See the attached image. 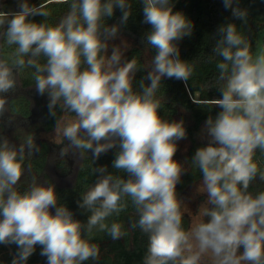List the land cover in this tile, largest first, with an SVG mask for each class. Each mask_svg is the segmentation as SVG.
<instances>
[{"label":"clouds","instance_id":"9594fccd","mask_svg":"<svg viewBox=\"0 0 264 264\" xmlns=\"http://www.w3.org/2000/svg\"><path fill=\"white\" fill-rule=\"evenodd\" d=\"M140 3L143 22L151 26L144 40L155 55L139 92L133 88L136 62L122 61L115 45L108 55L109 41L132 14L130 0H71L56 26L30 20L48 13L28 0H20L18 11H0V36L15 46L11 66L0 59V117L16 87L14 71L34 69V88L47 96L48 115L56 118L58 106L74 114L63 122L56 119V131L67 141L60 155L91 152L96 161L118 149L112 166L127 174L126 179L114 177L107 166L96 167L95 183L77 202L90 213L84 223L58 204L55 186L33 179L18 190L24 161L40 149L31 135L18 145L0 135V244L16 246L11 264H27L37 246L46 264L96 261L99 247L86 237L98 227L113 240L122 238L121 224L105 221L124 210L125 197L139 217L131 227L148 238L144 264H201L205 256L211 264H264V192L247 191L258 176L253 153L264 151V53L253 58L235 23L218 27L213 51L221 57L217 68L224 82L215 101L220 111L206 120L208 143L191 159L202 174L207 206L203 219L186 231L176 192L185 169L173 157L187 133L183 121L160 117L156 92L162 79L187 82L191 75L177 42L191 36L194 25L173 11L172 0ZM223 6L235 20H246L248 10L239 7V0H223ZM115 9L122 13L120 22L108 25Z\"/></svg>","mask_w":264,"mask_h":264},{"label":"trees","instance_id":"16d2710c","mask_svg":"<svg viewBox=\"0 0 264 264\" xmlns=\"http://www.w3.org/2000/svg\"><path fill=\"white\" fill-rule=\"evenodd\" d=\"M30 5H35L39 10L47 12L46 17L36 15L29 17L36 23L44 22L48 26H56L69 12V4L62 0H28ZM173 11L182 12L194 27L191 36H186L178 41L180 59L184 60L192 69L187 82L176 79H162L156 92V99L160 101L159 114L163 120L183 121L186 129V138L189 145L186 152H181L182 140L177 142V152L173 159L186 165L180 182L176 186L177 197L184 190L202 180L199 168L193 164L192 157L197 148L207 145L208 140H201L200 135L205 133V122L208 117L215 118L220 111L215 101L221 97L220 89L224 82L219 79L217 64L221 61L214 51L216 45L217 29L226 23H235L238 32L247 40L250 54L255 58L256 44L259 33L264 30V0H239V7L247 9L248 15L244 22L235 20L231 10H226L223 0H172ZM131 16L126 25L121 26L120 31L132 39L131 46L126 50L124 60H134L137 73L133 82L134 91L139 92V84L150 69L148 61H152L155 50L144 40L151 26L143 22L142 4L140 0H130ZM19 10V8H18ZM0 11H15L13 2H6ZM122 13L119 9L114 10V15L106 18L108 25L119 24ZM0 29V32H3ZM15 46L9 47L4 38L0 36V59L7 60L11 66L12 53ZM44 63L45 58L41 57ZM84 65H82V70ZM34 69L23 68L14 71L16 87L8 94L7 112L0 117V135L6 136L13 144L22 143L27 136L34 137L39 146V152L24 161V173L43 175L48 178L49 184L53 182L51 176L45 173L50 154L49 140L39 136L40 133L51 132L56 127V119L60 120L64 114L59 106L56 108V118L48 115V98L40 96L35 91L33 78ZM148 83L147 80L144 81ZM24 127L28 133L23 132ZM13 132V134H10ZM118 149L109 150L102 154L96 161L91 152H84L74 163L68 152L65 157L58 161V168L69 173L73 170V178L70 186L55 185L58 196V204L65 205L73 212L74 218L86 223L88 215L78 207L81 195L85 193L96 181V167L107 166L108 172L114 177L127 178L123 171L116 170L112 166ZM253 162L257 165L258 176L250 182L248 192L253 196L264 192V180L259 179V173H264V151L256 149L253 153ZM24 175V174H23ZM22 175V176H23ZM22 178V177H21ZM31 183L20 180L18 190L24 191ZM121 203L124 210L118 215L113 214L105 221L109 226L112 223H120L123 236L113 240L106 231L93 229L90 242L99 247V257L96 261H86L84 264H144L147 254L148 238L138 227H131L138 220V214L131 199L125 197ZM54 212V211H53ZM182 213V212H181ZM182 227L187 231L189 219L182 213ZM17 248L15 245L0 244V264H11ZM41 248L37 246L35 252L29 257L27 264H46V258L40 255Z\"/></svg>","mask_w":264,"mask_h":264},{"label":"rangeland","instance_id":"374dc122","mask_svg":"<svg viewBox=\"0 0 264 264\" xmlns=\"http://www.w3.org/2000/svg\"><path fill=\"white\" fill-rule=\"evenodd\" d=\"M3 0H1L2 2ZM132 39L130 36L119 32L118 36L109 41V48H108V55L111 54L112 47L118 46L123 53L122 61L124 60L125 52L126 50L131 46ZM264 53V30H262L257 39L256 44V54L255 57L260 54ZM149 66H151V61H148ZM74 114L64 112L62 118L60 119L61 122L67 120V119H73ZM23 132L25 135L28 133V128L24 127ZM10 134H13L11 132ZM39 136H42L49 140L50 144V154L48 158L47 167L45 169V173L51 176L53 182L52 184H49V180H47L46 177H43V175H36L32 174L31 172L24 173L21 180L24 182H30L32 183L33 179L37 183L45 184V185H68L69 183H72L73 178V170L69 173L63 172L58 168V161L61 160L65 156L60 155L61 148H64L67 146V141L63 139V137L57 133L56 127L48 133H40ZM201 140H208L209 138L205 133H202L200 135ZM189 140L187 138L182 139V146H181V152L184 154L188 148ZM70 157L73 159L74 163H77L79 160V154L76 152V150H69ZM184 169H186V165H183ZM202 184L203 181L200 180L190 186H188L184 192L181 194L178 199L182 200L181 203V212L184 213L188 219H189V229L195 226L196 223L200 222L203 218L201 216L202 209L207 206L206 199L207 194L203 193L202 190ZM52 211V210H50ZM207 220V218H205ZM243 249H241L242 251ZM201 264H211L210 259L208 256L203 257Z\"/></svg>","mask_w":264,"mask_h":264},{"label":"flooded vegetation","instance_id":"af4514ba","mask_svg":"<svg viewBox=\"0 0 264 264\" xmlns=\"http://www.w3.org/2000/svg\"><path fill=\"white\" fill-rule=\"evenodd\" d=\"M8 1L13 2V7H14L15 9H18V4L20 3V0H3L2 2H1V0H0V8H1L6 2H8ZM79 156H80V155H79ZM47 180H48V178H47ZM68 186H70V183L68 184ZM52 211H54V210H52Z\"/></svg>","mask_w":264,"mask_h":264},{"label":"built area","instance_id":"2783aa9c","mask_svg":"<svg viewBox=\"0 0 264 264\" xmlns=\"http://www.w3.org/2000/svg\"><path fill=\"white\" fill-rule=\"evenodd\" d=\"M49 1H57V0H49Z\"/></svg>","mask_w":264,"mask_h":264},{"label":"water","instance_id":"95a60500","mask_svg":"<svg viewBox=\"0 0 264 264\" xmlns=\"http://www.w3.org/2000/svg\"><path fill=\"white\" fill-rule=\"evenodd\" d=\"M15 11H18V9H15Z\"/></svg>","mask_w":264,"mask_h":264}]
</instances>
